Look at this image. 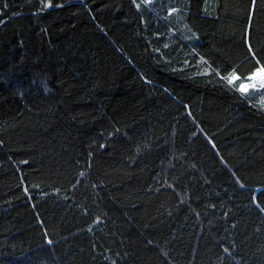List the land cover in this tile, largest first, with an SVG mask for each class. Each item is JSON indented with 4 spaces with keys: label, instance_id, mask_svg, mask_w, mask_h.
I'll return each mask as SVG.
<instances>
[{
    "label": "trees",
    "instance_id": "trees-1",
    "mask_svg": "<svg viewBox=\"0 0 264 264\" xmlns=\"http://www.w3.org/2000/svg\"><path fill=\"white\" fill-rule=\"evenodd\" d=\"M261 65L264 0H0V264H264Z\"/></svg>",
    "mask_w": 264,
    "mask_h": 264
},
{
    "label": "snow or ice",
    "instance_id": "snow-or-ice-1",
    "mask_svg": "<svg viewBox=\"0 0 264 264\" xmlns=\"http://www.w3.org/2000/svg\"><path fill=\"white\" fill-rule=\"evenodd\" d=\"M251 50V49H250ZM259 64V61H257ZM229 85H233L235 81L240 80V77L237 76L235 73L230 74L228 77H225ZM249 81L259 82L264 86V65H261L256 68V70L248 77H246ZM251 86H255L254 84ZM249 85L245 83H240L237 86V90L243 92H246Z\"/></svg>",
    "mask_w": 264,
    "mask_h": 264
},
{
    "label": "rangeland",
    "instance_id": "rangeland-1",
    "mask_svg": "<svg viewBox=\"0 0 264 264\" xmlns=\"http://www.w3.org/2000/svg\"><path fill=\"white\" fill-rule=\"evenodd\" d=\"M154 1H157V0H144L145 4H146L147 6H150V4H152ZM137 7H138V8H141L142 5L138 3V4H137ZM234 84H236V81L234 82ZM246 84L249 85V87H248V89H247L246 92H248V91L251 90V89H259V90H262V92H263V99H264V86H262L261 83H259V82H254V81H248ZM253 84H254L255 86H251V85H253Z\"/></svg>",
    "mask_w": 264,
    "mask_h": 264
},
{
    "label": "bare ground",
    "instance_id": "bare-ground-1",
    "mask_svg": "<svg viewBox=\"0 0 264 264\" xmlns=\"http://www.w3.org/2000/svg\"><path fill=\"white\" fill-rule=\"evenodd\" d=\"M210 4H211V3H210ZM203 5H204V3H203ZM210 8H211V6H210ZM127 13H128V12H127ZM126 18H127V17H126ZM131 18H132V17H131ZM123 24H124V22H123ZM126 24H128V23H126ZM191 25H192V24H191ZM193 28H194V27H193ZM175 29H176V28H175ZM177 30H179V29L177 28ZM197 33H198V32H197ZM175 34H176V33H175ZM199 34H200V33H199ZM174 36H177V35H174ZM180 36H181V35H180ZM175 39H176V38H175ZM183 41H184V39H183ZM204 41H205V40H204ZM184 42H185V41H184ZM202 42H203V41H202ZM186 43H187V42H186ZM176 44H177V43H176ZM188 44H189V43H188ZM180 46L182 47L183 44L181 43ZM186 46H187V45H186ZM189 46H190V45H189ZM198 48H199V46H198ZM190 49H192V48H190ZM187 50H188V49H187ZM187 50H186V51H187ZM192 50H193V49H192ZM192 50H190V51H192ZM188 52H189V51H188ZM183 53H185V52H183ZM195 53H196V52H195ZM195 53H194V54H195ZM185 54H187V53H185ZM197 55L199 56V54H197ZM200 55H201V54H200ZM180 56H181V55H180ZM178 57H179V56H178ZM164 58H165V57H164ZM183 58H184V57H183ZM183 58H182V60H183ZM166 59L169 60L168 57H167ZM167 60H166V61H167ZM184 60H185V59H184ZM184 60H183V61H184ZM155 61H156V60H155ZM180 61H181V60H180ZM180 61H179V62H180ZM161 63H162V62H161ZM163 63H165V62H163ZM193 63H194V62H193ZM199 64H201V63H199ZM154 65H155V64H154ZM169 65H170V64H169ZM169 65H168V66H169ZM175 66H176V65H175ZM171 67H172V70H174V69H173V66H171ZM171 67H170V68H171ZM177 67H178V66H177ZM177 67H176V68H177ZM179 67H181V66L179 65ZM200 68H201V67H200ZM204 68H205V66H204ZM178 69H180V68H177V69H175V70H178ZM180 70H181V69H180ZM206 70H207V68H206ZM206 70H205V71H206ZM205 71L203 72L204 74H205L208 70H207L206 72H205ZM207 74L209 75V73H207ZM204 78H206V77H204ZM231 92H232V91H231ZM231 92H230V93H231ZM238 92H239V91H238ZM239 94H240V93H239ZM242 96H243V95H242ZM243 98H245V97H243ZM234 101H235V100H234ZM250 105H251V104H250ZM186 107H187V106H186ZM190 117H191V116H190ZM193 121H194V120H193ZM196 125H197V124H196ZM199 130H201V129L199 128ZM174 131H175V130H174ZM177 132H178V131H177ZM201 132H202V131H201ZM203 132H204V131H203ZM190 133H191V132H190ZM170 135H171V134H170ZM173 135H174V134H173ZM183 135H184V133H183ZM204 135H205V133H204ZM192 136H193V135H192ZM205 137H207V135H206ZM187 138H188V137H187ZM211 138H212V137H211ZM207 141H208V140H207ZM214 142H215V141H214ZM209 143L211 144V142H209ZM211 145H212V144H211ZM160 146H161V145H160ZM160 146H157V147H160ZM212 146H213V145H212ZM161 147H162V146H161ZM214 147H215V146H214ZM227 162H228V161H227ZM232 166H233V165H232ZM233 167H234V166H233ZM155 168H156V166H155ZM231 172H232V171H231ZM158 173H159V172H158ZM221 173H222V172H221ZM98 190H99V189H98ZM58 201H59V200H58ZM73 206H74V205H73ZM190 226H191V225H190ZM204 235H205V233H204ZM180 257H181V256H180ZM156 258H157V257H156Z\"/></svg>",
    "mask_w": 264,
    "mask_h": 264
}]
</instances>
